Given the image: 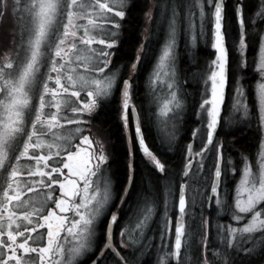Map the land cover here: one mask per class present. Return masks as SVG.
<instances>
[{
    "label": "snow or ice",
    "instance_id": "6c2138e0",
    "mask_svg": "<svg viewBox=\"0 0 264 264\" xmlns=\"http://www.w3.org/2000/svg\"><path fill=\"white\" fill-rule=\"evenodd\" d=\"M0 264H264V0H0Z\"/></svg>",
    "mask_w": 264,
    "mask_h": 264
},
{
    "label": "rangeland",
    "instance_id": "374dc122",
    "mask_svg": "<svg viewBox=\"0 0 264 264\" xmlns=\"http://www.w3.org/2000/svg\"><path fill=\"white\" fill-rule=\"evenodd\" d=\"M206 45H207L206 43H201V48L197 47L198 49L196 48L195 51H193V50L187 51V50L182 49L183 50V54H186L185 60H184L183 56H181V55L180 56L183 59V62L185 64H183L184 66L182 67L181 64H180V61H179V67L181 69H183L185 73L190 75L192 73H199L200 71L206 69L207 63L209 61L206 60L207 62L204 61V63L202 61L200 66L198 65V59H199L198 58L199 57L198 53H199V50H203L204 46H206ZM197 50H198V52H197ZM195 67H197V69H195ZM190 91H192V89H190ZM233 151H235V149H233Z\"/></svg>",
    "mask_w": 264,
    "mask_h": 264
},
{
    "label": "flooded vegetation",
    "instance_id": "af4514ba",
    "mask_svg": "<svg viewBox=\"0 0 264 264\" xmlns=\"http://www.w3.org/2000/svg\"><path fill=\"white\" fill-rule=\"evenodd\" d=\"M198 48L200 47L201 48V44H199L198 46H197ZM197 48V49H198ZM183 49V48H182ZM205 52H206V55H205V57H206V59H207V61H210V59H211V56H210V51H211V49H210V46L209 45H206V46H204V49H203ZM193 51H195V49L193 50ZM197 52H198V50H197ZM183 55H186V54H183V50H181V56H183ZM181 56H180V64H181V66L183 67L184 65V62H183V59L181 58ZM197 56V55H196ZM204 61H206L205 59H204ZM206 61V62H207ZM253 87H254V85H253ZM225 107L227 108V101H226V105H225ZM225 114L223 113V116H224ZM105 130L106 131H108V132H110L111 131V129H108L106 126H105ZM233 155H234V161L236 162V163H239V157H238V155H236V153H235V151H233ZM193 189L194 190H196L199 186L197 185V184H193ZM190 223H192L193 224V227L195 226V222L193 221V222H190Z\"/></svg>",
    "mask_w": 264,
    "mask_h": 264
},
{
    "label": "trees",
    "instance_id": "16d2710c",
    "mask_svg": "<svg viewBox=\"0 0 264 264\" xmlns=\"http://www.w3.org/2000/svg\"><path fill=\"white\" fill-rule=\"evenodd\" d=\"M198 55H199V57H198V58H199V59H198V65L200 66V64L202 63V61H203V63H204V60H203V59L207 60L206 57H205L206 52H205L204 50H199ZM185 57H186V55H183L184 60H185ZM184 64H185V63H184ZM195 69H197V67H195ZM189 70H190V69H189ZM244 142H245V144L248 143V141H244ZM237 147H239V145H238ZM241 150H243V149H241Z\"/></svg>",
    "mask_w": 264,
    "mask_h": 264
},
{
    "label": "water",
    "instance_id": "95a60500",
    "mask_svg": "<svg viewBox=\"0 0 264 264\" xmlns=\"http://www.w3.org/2000/svg\"><path fill=\"white\" fill-rule=\"evenodd\" d=\"M222 116H223V112H222Z\"/></svg>",
    "mask_w": 264,
    "mask_h": 264
}]
</instances>
